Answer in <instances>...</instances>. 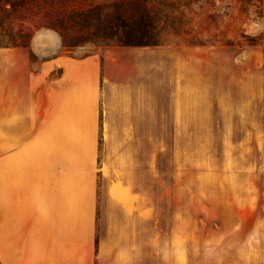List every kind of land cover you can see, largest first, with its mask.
<instances>
[{
    "label": "rangeland",
    "instance_id": "1",
    "mask_svg": "<svg viewBox=\"0 0 264 264\" xmlns=\"http://www.w3.org/2000/svg\"><path fill=\"white\" fill-rule=\"evenodd\" d=\"M168 1L152 5L166 14ZM176 1L181 30L160 23V45L115 55L118 86L148 92L155 111L154 127L134 132L136 159L117 175L144 190L134 207L133 264H264V0ZM79 41L63 47L43 28L29 50L0 48V120L8 62L27 57L35 72L41 60L117 47Z\"/></svg>",
    "mask_w": 264,
    "mask_h": 264
},
{
    "label": "crops",
    "instance_id": "2",
    "mask_svg": "<svg viewBox=\"0 0 264 264\" xmlns=\"http://www.w3.org/2000/svg\"><path fill=\"white\" fill-rule=\"evenodd\" d=\"M123 48L101 57L58 55L41 60L35 72L26 70L27 57L8 62L0 120V264L136 263L134 207L144 190L117 175L136 159L134 132L154 127L155 111L148 92L118 86L115 55Z\"/></svg>",
    "mask_w": 264,
    "mask_h": 264
},
{
    "label": "trees",
    "instance_id": "3",
    "mask_svg": "<svg viewBox=\"0 0 264 264\" xmlns=\"http://www.w3.org/2000/svg\"><path fill=\"white\" fill-rule=\"evenodd\" d=\"M192 1L183 6L187 8ZM164 2V1H163ZM256 6L262 0H240ZM153 0H0V48L30 49L34 34L50 29L59 34L63 47L77 46L79 38L117 47L160 45V23L183 28L179 3L169 0L168 13L155 9ZM74 33L72 37L70 34Z\"/></svg>",
    "mask_w": 264,
    "mask_h": 264
}]
</instances>
